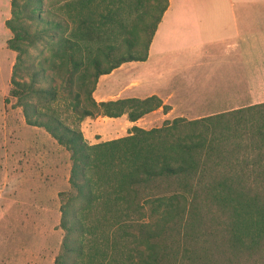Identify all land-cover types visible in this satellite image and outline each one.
<instances>
[{
	"label": "trees",
	"instance_id": "16d2710c",
	"mask_svg": "<svg viewBox=\"0 0 264 264\" xmlns=\"http://www.w3.org/2000/svg\"><path fill=\"white\" fill-rule=\"evenodd\" d=\"M169 2L154 0L153 22L132 27L125 11L96 18L90 0H66L49 14L45 0L11 1L8 44L18 53L11 94L31 124L44 126L71 153L70 188L59 194L65 235L55 264H264V102L151 129L134 125L126 136L96 143L56 105L79 80L90 105L105 115L137 121L162 106L168 112L156 94L97 101L93 92L101 75L147 60ZM146 31L144 40L130 35ZM40 43L54 59L29 65V48ZM92 46L98 52L89 58ZM94 112L72 106L77 121ZM217 204L222 213L215 221ZM208 219L219 239L200 246L198 222Z\"/></svg>",
	"mask_w": 264,
	"mask_h": 264
},
{
	"label": "rangeland",
	"instance_id": "374dc122",
	"mask_svg": "<svg viewBox=\"0 0 264 264\" xmlns=\"http://www.w3.org/2000/svg\"><path fill=\"white\" fill-rule=\"evenodd\" d=\"M11 1L0 0V264H55L65 235L61 227L59 194L70 188L71 153L44 126L31 124L24 106L11 94L18 54L8 44L13 35L6 24L11 17ZM64 1L66 0H45L47 11L43 14L54 12L55 7ZM153 3L154 0H124L123 3L120 0H90L89 6L96 18H101L110 11H125L126 22L133 27L144 18L147 22H153L159 14L158 9L153 8ZM147 32L130 35L144 40L149 34ZM97 52L96 46H92L89 58ZM154 54L151 61L126 62L110 74L101 75L93 96L97 101L122 97L144 98L156 94H149L151 90L164 92L174 85L176 110L168 113L173 105L166 103L171 106L168 112L162 106L137 121H131L127 114L111 117L90 105L86 87L78 80L73 87V94H67V98L61 97L56 103L57 107L65 111L61 116L69 125H78L90 143H96L126 136L134 125L151 129L176 117L195 119L249 106L235 105L234 109L225 111L212 109L216 105L208 102L211 82L201 79L206 72H210L212 57H187L190 59L188 63L194 65L181 70V81H174L175 74L169 67L178 63L179 57H163L155 50ZM44 59L49 62L54 59L44 43L29 48V65L38 64ZM87 61L89 62L88 58ZM48 73L50 76H57L54 70H48ZM21 79L28 81L29 77L24 74ZM136 80L141 82L139 87L132 82ZM55 81L59 84L61 79L57 76ZM76 93L79 94L78 98ZM75 103L79 109H93L94 114L77 121V116L72 114ZM37 117L38 115H31L32 119ZM212 212L215 221H218L222 213L218 204ZM198 226L201 227L198 230L200 246L201 242L205 245L208 243L204 239H219L216 232H211L213 223L210 219L206 222L199 221ZM208 232L213 235L209 236ZM190 241L191 239L183 242ZM212 264H215L213 259ZM246 264H256V261L248 260Z\"/></svg>",
	"mask_w": 264,
	"mask_h": 264
},
{
	"label": "crops",
	"instance_id": "0c3cea01",
	"mask_svg": "<svg viewBox=\"0 0 264 264\" xmlns=\"http://www.w3.org/2000/svg\"><path fill=\"white\" fill-rule=\"evenodd\" d=\"M169 1L149 56L142 62L153 60L154 50L163 57L178 56V63L169 68L175 74L174 81H181V70L194 65L187 57H212L211 70L201 79L211 82L208 102L216 105L213 110L264 102V0ZM132 82L136 87L141 85L137 80ZM174 89L173 85L164 92L148 93L172 104L170 113L176 110Z\"/></svg>",
	"mask_w": 264,
	"mask_h": 264
}]
</instances>
